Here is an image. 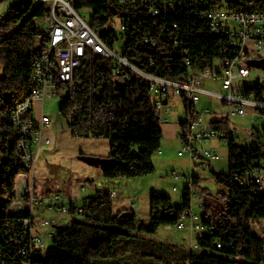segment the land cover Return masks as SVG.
I'll list each match as a JSON object with an SVG mask.
<instances>
[{
	"label": "trees",
	"instance_id": "16d2710c",
	"mask_svg": "<svg viewBox=\"0 0 264 264\" xmlns=\"http://www.w3.org/2000/svg\"><path fill=\"white\" fill-rule=\"evenodd\" d=\"M180 1L194 5L156 16L149 14L152 1L148 0L136 5L130 1L123 4L121 0H73L72 6L76 10L89 8L90 25L101 29L105 39L116 36L106 26L120 21L125 27L123 46L127 59L144 72L169 79L185 73L182 60L187 55L198 61L219 55L218 41L209 33L206 21L192 12L223 1H249L264 8V0ZM30 7L31 0L12 5L0 21V264L12 263L24 245L21 223L6 214V207L14 180L23 171L11 109L30 95L32 46L39 33L35 20L45 14L42 5L32 11ZM172 23L178 26L177 34L171 32ZM172 36H178L177 44L169 41ZM112 67L102 56H87L74 76L79 86L68 95L60 94L58 113L67 121L72 136L108 141V156L116 162L101 170L103 177L145 176L153 172L152 156L161 146L159 113L151 101L146 79L130 73L128 79L118 81ZM256 155L264 153L258 150ZM252 157L247 150L232 146L228 173L210 169L220 189L210 194L205 204L202 223L214 229L211 235L204 233L200 238L199 255L179 253L130 233L153 236L160 227H175L188 208L187 197L175 206L169 196L153 191L146 223L137 220L133 212L132 218L122 222V211L114 212L111 198L99 189L94 196L85 198L82 218L57 226L51 245L42 257L34 258L35 264H123L133 259L139 263L160 259L164 254L172 261L183 257L188 264H264V238L255 236L249 226L251 219H264V194H255L253 189L244 191L232 179L233 172ZM202 190L207 193V189ZM214 240L219 241V248Z\"/></svg>",
	"mask_w": 264,
	"mask_h": 264
},
{
	"label": "built area",
	"instance_id": "2783aa9c",
	"mask_svg": "<svg viewBox=\"0 0 264 264\" xmlns=\"http://www.w3.org/2000/svg\"><path fill=\"white\" fill-rule=\"evenodd\" d=\"M21 0H0L6 2ZM144 4L147 0H121ZM152 1L149 14L156 16L164 12H175L180 7L189 8L194 4L180 0ZM73 0H34L31 11L38 6L45 7V14L35 21L39 33L34 37L30 65V95L11 109L13 122L17 125V152L23 171L16 176L12 195L8 199L6 214L15 217L21 223L23 247L17 251L10 264H35L34 258L45 254L49 242L53 239L57 226L66 225L73 219L84 215L85 198H72L60 193H48L27 197L32 186L26 182L27 174L32 173L40 146L49 145L50 139L44 134L50 124V117L43 113L46 99L68 95L79 86L74 79L82 61L90 55H99L109 60L113 67L111 72L117 74L118 81H124L133 73L147 80L150 97L159 113V122L168 121V112L172 103H179L180 116L177 139L179 150L177 156H186L193 166L189 174L172 172L174 180L183 178V188L179 195L182 201L188 198V208L176 225L183 228L186 223L192 229L207 235L213 233L214 227L203 225L205 204L210 194L207 185L213 184L220 189L213 177L209 163L218 160V146L229 148L235 146L240 151L247 150L253 156L249 163L237 169L232 179L237 181L244 191L253 189L255 194H264V80L250 84V65L264 59V8L254 2L223 1L218 5L202 7L191 14L198 15L206 21L209 33L217 39L219 55L200 61L189 55L182 60L185 73L177 79L161 77L144 72L124 55V25L113 21L106 26L116 36L111 40L101 37L99 28L90 25V15H82L72 6ZM199 3V2H198ZM197 5V4H195ZM7 11L0 10V21ZM165 27H162V29ZM162 29L160 31H162ZM173 33L178 26L171 24ZM149 38H145L147 41ZM178 36L169 41L177 44ZM60 83V87H59ZM240 83H248L247 92H239ZM201 97L209 98L212 106L207 107ZM37 104L40 115L36 117L33 106ZM245 118L246 127L237 129L229 119ZM198 170L209 172V177H201ZM24 177H21V176ZM28 188V189H27ZM202 189H207V193ZM173 191H177L172 187ZM114 197V191L108 193ZM195 209L198 212H195ZM19 211H27V219H19ZM50 211L49 217L38 218ZM40 222L39 228H33V221ZM37 223V222H36ZM264 219H251L249 226L252 233L264 238ZM170 228V226H168ZM213 243L220 247L218 240ZM199 245V244H198ZM200 251L194 255H199Z\"/></svg>",
	"mask_w": 264,
	"mask_h": 264
},
{
	"label": "rangeland",
	"instance_id": "374dc122",
	"mask_svg": "<svg viewBox=\"0 0 264 264\" xmlns=\"http://www.w3.org/2000/svg\"><path fill=\"white\" fill-rule=\"evenodd\" d=\"M17 3L18 1L3 3L0 5V10L7 11L10 6ZM79 12L82 15L90 13V11H85L84 9ZM117 22L119 21L117 20ZM258 80H264V68L251 69L250 84H255ZM59 104L60 99L57 97L46 99L44 102L43 113L50 117V124L45 128L44 134L49 137L50 144L40 146L32 173L27 174V186H32L31 190L27 188V191H29V193H26L27 197L30 193L37 196L48 193H60L72 198H84L94 196L99 189L108 188L110 191H114L115 194L111 198L114 212L125 211L130 208L131 212L135 214V218L144 223L149 219L148 201L151 192L164 193L170 197L173 205L178 206L180 204L179 195L184 185L183 178L174 180L172 172L182 175L189 174L194 168L190 165V160L186 156H177V151L179 150V143L176 138L178 128L173 125V120L180 116L178 102L172 103L174 105L170 107V114L168 112V121L160 123L163 137L160 152H156L152 157L153 172L145 176L116 179H106L102 176L99 168L89 166L77 159L79 154L95 157L108 156V141L106 139L72 136L67 126V121L58 113ZM201 104L207 107L212 106L211 100L206 97H201V102L198 106ZM33 112L36 117L40 115L37 104H34ZM244 120L245 118L229 119L237 129L246 127ZM217 152L221 158L211 161L209 165L215 173L227 174L229 171V153L226 146L223 144L219 145ZM198 173L201 177L210 176L206 170H198ZM24 176L22 175L21 177ZM89 181H92V184ZM172 187H175L177 191H173ZM215 187L213 184L207 185L209 194L215 193ZM195 212L198 211L195 209ZM50 215L51 212L46 211L43 215L38 214V218L49 217ZM39 224V221L34 220L33 228L40 229L38 227ZM130 233L150 239L160 245L172 247L177 252L186 254H195L197 250L201 251L198 242L204 236V232L192 229L188 223L183 228L175 226L165 229V227H160L153 236L137 232ZM49 244L51 245V242ZM188 263V260L183 257L179 258L178 261H172L164 254L157 260L136 263L135 259H133L123 264Z\"/></svg>",
	"mask_w": 264,
	"mask_h": 264
},
{
	"label": "water",
	"instance_id": "95a60500",
	"mask_svg": "<svg viewBox=\"0 0 264 264\" xmlns=\"http://www.w3.org/2000/svg\"><path fill=\"white\" fill-rule=\"evenodd\" d=\"M250 65L257 67V68H264V63H261L260 60H257L255 62H252ZM77 159L80 160L81 162L95 167V168H99L100 170H104L106 169L110 164H113L116 162V159L113 157H95V156H89V155H85V154H79L77 156ZM101 192H103L104 194H108L109 193V189L108 188H102ZM132 212L130 210H125L122 211L119 214V218L122 220V222H125L127 219L132 218ZM58 228V227H56Z\"/></svg>",
	"mask_w": 264,
	"mask_h": 264
},
{
	"label": "bare ground",
	"instance_id": "6f19581e",
	"mask_svg": "<svg viewBox=\"0 0 264 264\" xmlns=\"http://www.w3.org/2000/svg\"><path fill=\"white\" fill-rule=\"evenodd\" d=\"M24 1L25 0H21V2H24ZM33 1L34 0H31L30 11H31V8L33 7ZM247 91H248V84L247 83H245V84L244 83H240L239 92H247ZM12 123H13L14 128L17 130V125H16V123L13 122V116H12ZM26 216H27V211H19V217H25L26 218ZM166 227L169 228L168 226H166Z\"/></svg>",
	"mask_w": 264,
	"mask_h": 264
},
{
	"label": "crops",
	"instance_id": "0c3cea01",
	"mask_svg": "<svg viewBox=\"0 0 264 264\" xmlns=\"http://www.w3.org/2000/svg\"><path fill=\"white\" fill-rule=\"evenodd\" d=\"M172 105H174V104H171V106ZM170 112H171V110H169V114H170ZM169 114H167V116L169 115ZM179 115H180V113H179ZM177 118L178 117H176L174 120H173V125H175V127H177L178 128V126H177V124H176V120H177ZM173 119V118H172ZM176 138H177V135H176ZM177 142H178V139H177ZM179 143V142H178ZM161 147V146H160ZM160 152V149L157 151V153H159ZM153 157V156H152ZM210 166V165H209ZM211 168V167H210ZM165 229H168L166 226H165Z\"/></svg>",
	"mask_w": 264,
	"mask_h": 264
},
{
	"label": "flooded vegetation",
	"instance_id": "af4514ba",
	"mask_svg": "<svg viewBox=\"0 0 264 264\" xmlns=\"http://www.w3.org/2000/svg\"><path fill=\"white\" fill-rule=\"evenodd\" d=\"M261 63H264V59H260Z\"/></svg>",
	"mask_w": 264,
	"mask_h": 264
}]
</instances>
